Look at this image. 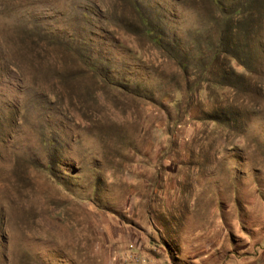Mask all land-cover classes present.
I'll list each match as a JSON object with an SVG mask.
<instances>
[{"label": "rangeland", "instance_id": "1", "mask_svg": "<svg viewBox=\"0 0 264 264\" xmlns=\"http://www.w3.org/2000/svg\"><path fill=\"white\" fill-rule=\"evenodd\" d=\"M129 245L264 264V0H0V264Z\"/></svg>", "mask_w": 264, "mask_h": 264}, {"label": "built area", "instance_id": "2", "mask_svg": "<svg viewBox=\"0 0 264 264\" xmlns=\"http://www.w3.org/2000/svg\"><path fill=\"white\" fill-rule=\"evenodd\" d=\"M117 264H151V262L141 251L136 250L133 245H129L127 250L120 254Z\"/></svg>", "mask_w": 264, "mask_h": 264}, {"label": "trees", "instance_id": "3", "mask_svg": "<svg viewBox=\"0 0 264 264\" xmlns=\"http://www.w3.org/2000/svg\"><path fill=\"white\" fill-rule=\"evenodd\" d=\"M230 55H232V53Z\"/></svg>", "mask_w": 264, "mask_h": 264}]
</instances>
